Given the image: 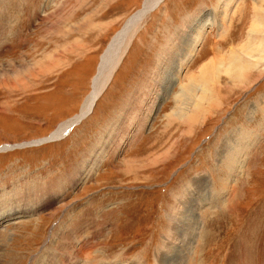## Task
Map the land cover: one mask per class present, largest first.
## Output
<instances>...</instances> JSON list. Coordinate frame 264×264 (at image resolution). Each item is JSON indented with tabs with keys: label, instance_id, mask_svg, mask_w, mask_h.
<instances>
[{
	"label": "rangeland",
	"instance_id": "obj_1",
	"mask_svg": "<svg viewBox=\"0 0 264 264\" xmlns=\"http://www.w3.org/2000/svg\"><path fill=\"white\" fill-rule=\"evenodd\" d=\"M143 3L0 0V144L71 124L0 148V264H264V0H161L71 122Z\"/></svg>",
	"mask_w": 264,
	"mask_h": 264
},
{
	"label": "bare ground",
	"instance_id": "obj_2",
	"mask_svg": "<svg viewBox=\"0 0 264 264\" xmlns=\"http://www.w3.org/2000/svg\"><path fill=\"white\" fill-rule=\"evenodd\" d=\"M161 0H144V3H143V6L142 8L137 11L136 13H134L127 21L126 23L124 24L123 28H121V31L119 32V30L117 31V34L116 36L113 37V39L110 40V42L108 43V45L106 46L105 50L103 51V53L101 54L100 56V61L98 63V66L99 68L97 67V73L96 75L94 76L93 78V81H92V90L90 92V94L86 97V99L84 100L83 104H82V109H81V112H79L80 114H78V116L75 118H73L72 121L74 122H77L79 121L83 115L90 109L91 107V104L94 100V98L98 95V93L100 92V90L102 89V87L106 84V82L109 80L114 68L116 67V65L119 63V61H121V58L122 56L124 55L131 39L134 37V35L136 34L137 32V29L138 27L140 26V24L143 22L144 18H145V15L148 14L151 10H153L157 5L158 3L160 2ZM260 15V14H259ZM197 19V18H196ZM252 29L253 28H257V26L255 27V23L252 25L251 27ZM258 30V29H256ZM254 30V31H256ZM202 31L201 27H199L197 30H196V33L195 34V37H193V41H195L194 44L191 45V47L189 48V51H187L185 53V55L180 58V62L182 61H186L188 58V56H190V53H191V50L193 49V47L195 46L196 42H197V39L199 38V35H200V32ZM119 32V33H118ZM253 32V31H252ZM255 33V32H254ZM192 36V35H191ZM186 40V39H185ZM262 49H264V45H262ZM187 47V46H186ZM257 49L256 52H259V53H262V49L260 50V48L258 46H256ZM243 50V49H242ZM260 50V51H259ZM185 52V51H184ZM242 52V51H241ZM246 52V51H245ZM250 54V53H249ZM179 60L174 62L177 64V67L175 69V71L173 72V74L170 76V73H168L166 75L165 78H161V82L160 84H158L159 88V92L161 91L162 93V90L163 88H167V90L171 89L175 79L177 78V71H180L181 70V65L179 64ZM219 60V59H218ZM220 61V60H219ZM241 62H242V59L240 56H238L236 53L233 55V56H230L229 57V61L227 64H229L228 68L231 69L233 71V75L236 76V77H239V76H242L244 74V65H241ZM213 63V62H212ZM184 64V63H183ZM226 64V65H227ZM217 66V64H216ZM201 70V69H200ZM208 72V71H207ZM206 67L202 70V73L203 75L202 78H204V75H206ZM200 75V74H199ZM160 76H162L160 74ZM199 76L197 77H191L190 76V79L191 81H196L198 79ZM175 78V79H174ZM202 81V80H201ZM192 83V82H191ZM190 86H185L183 85L181 87V90L179 92V94H181L182 97H188V93L189 90L191 88H189ZM219 89V88H218ZM165 90V89H164ZM160 93V94H161ZM166 93V92H165ZM158 94V96L160 95ZM97 98V97H96ZM202 98V97H201ZM199 99H197L198 101ZM95 102V100H94ZM201 102H196L195 104V107H194V110L191 112V114L194 115L201 112V109L199 107V104ZM203 110V109H202ZM182 112V111H181ZM193 115H189V118L187 117L186 120L188 121H194L195 120V117ZM176 117H182L183 114L180 113V115H178L176 113L175 115ZM172 117V116H171ZM198 118V117H197ZM197 120V119H196ZM69 123V122H68ZM68 123H63V125H60L54 132H52L51 134H49V140H53V139H56L54 138V133H56V137L58 138H61L63 135L62 133L66 130L67 128V124ZM189 123V122H188ZM54 136V137H53ZM48 140V141H49ZM164 157V156H163ZM212 204L214 201H211ZM218 202V200H217ZM183 239V238H182ZM189 242V241H188ZM199 244V243H198ZM197 244V245H198ZM173 247V246H172ZM195 251V249H194ZM101 254H103L101 251H100ZM198 254H195V257L192 258L191 260V264H198L199 260H198ZM105 256V255H104ZM95 258V257H94ZM91 259L89 262L91 264H99L100 262V258L98 259ZM105 259V258H104ZM198 260V261H197ZM108 261V262H107ZM107 261L105 260H101V262L105 263V264H114L113 262H110V260L107 259ZM189 261V260H188ZM122 264H127V262L124 260L123 262H121ZM86 264V263H84ZM128 264H138L137 261H132Z\"/></svg>",
	"mask_w": 264,
	"mask_h": 264
},
{
	"label": "water",
	"instance_id": "obj_3",
	"mask_svg": "<svg viewBox=\"0 0 264 264\" xmlns=\"http://www.w3.org/2000/svg\"><path fill=\"white\" fill-rule=\"evenodd\" d=\"M159 1V0H158ZM106 47V46H105ZM104 47V48H105ZM104 50V49H103ZM103 50H102V52H103ZM101 52V53H102ZM101 53H100V55H101ZM100 55H99V59H100ZM99 62V61H98ZM98 64V63H97ZM117 66V65H116ZM116 68V67H115ZM113 73V72H112ZM112 75V74H111ZM110 78H111V76H110ZM109 78V79H110ZM109 81V80H108ZM107 81V82H108ZM106 82V83H107ZM106 85V84H105ZM104 85V86H105ZM104 86L102 87V89L100 90V92L103 90V88H104ZM100 92L98 93V95L100 94ZM97 95V96H98ZM96 96V97H97ZM96 97L94 98V100L96 99ZM94 100H93V102H92V104H91V107L93 106V104H94ZM91 107H90V109H91ZM90 109L84 114V115H86L89 111H90ZM83 115V116H84ZM70 127H71V124L70 125H68V127L66 128V130L62 133V134H64L65 132H67L69 129H70ZM50 133V132H49ZM49 133H47L46 135H43L42 137H40V138H32V139H29V140H25V141H22V142H15V143H3V144H0V148H7V147H10L11 145H18V146H21V145H24V144H37V143H41V142H45V141H48L49 140Z\"/></svg>",
	"mask_w": 264,
	"mask_h": 264
}]
</instances>
